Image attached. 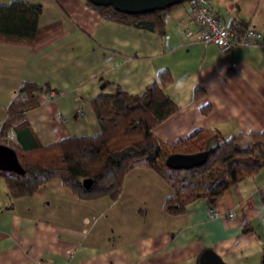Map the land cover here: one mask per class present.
<instances>
[{"label":"crops","instance_id":"0c3cea01","mask_svg":"<svg viewBox=\"0 0 264 264\" xmlns=\"http://www.w3.org/2000/svg\"><path fill=\"white\" fill-rule=\"evenodd\" d=\"M13 1L40 3L43 12L31 45L0 46V134L23 82L51 87L25 113L35 140L47 146L99 135L92 100L117 89L142 95L165 69L174 77L167 93L180 110L155 129L161 143L208 130L225 138L264 132V0H211L233 29L262 32L258 45L227 52L183 42L177 26L191 25L189 2L168 13L160 36L107 20L86 0L0 4ZM196 88L205 91L200 100L193 99ZM263 193L264 170L213 206L198 199L170 216L163 206L172 189L150 168L129 172L117 200H82L58 179L13 199L0 178V264H201L206 251L224 264H263Z\"/></svg>","mask_w":264,"mask_h":264},{"label":"trees","instance_id":"16d2710c","mask_svg":"<svg viewBox=\"0 0 264 264\" xmlns=\"http://www.w3.org/2000/svg\"><path fill=\"white\" fill-rule=\"evenodd\" d=\"M191 1L188 0L190 5ZM86 2L107 20L160 36L165 35L167 15L175 8L127 15L112 7H97L89 0ZM42 12L40 3L0 4V46L31 45L37 37ZM239 29L243 30L240 33L245 31ZM173 84L172 73L165 69L142 95L132 96L121 89L113 95H99L92 100L101 127L99 135L68 138L43 146L35 140L25 113L35 108L39 96L50 93L51 87L23 82L6 109L7 118L0 134V144L12 148L23 167V174L19 175L0 171L10 196L13 199L32 196L42 185L58 179L82 200H117L127 174L142 167L155 170L166 180L172 194L165 200L164 212L179 216L198 199H206L213 206L232 185L264 170V132H239L225 138L216 130H208L176 144L161 143L154 134L155 129L180 110L167 93ZM204 96L205 91L195 89L193 99L200 100ZM11 130L16 140L7 138ZM200 152L209 153L201 167L171 170L166 165L173 154ZM86 179L93 181L90 188L83 185ZM262 196L264 199V193Z\"/></svg>","mask_w":264,"mask_h":264},{"label":"water","instance_id":"95a60500","mask_svg":"<svg viewBox=\"0 0 264 264\" xmlns=\"http://www.w3.org/2000/svg\"><path fill=\"white\" fill-rule=\"evenodd\" d=\"M94 6L114 8L117 12L127 15H143L155 11H166L167 9L185 4L188 0H89ZM208 152L197 154H173L168 157L166 165L171 170H191L203 166L208 159ZM0 171L14 174H23L16 152L5 145L0 144ZM85 188L93 185L91 179L83 181ZM201 264H224L213 251H206L200 260ZM264 264V262H263Z\"/></svg>","mask_w":264,"mask_h":264},{"label":"built area","instance_id":"2783aa9c","mask_svg":"<svg viewBox=\"0 0 264 264\" xmlns=\"http://www.w3.org/2000/svg\"><path fill=\"white\" fill-rule=\"evenodd\" d=\"M191 25L178 24V33L184 43L216 45L223 52L237 47H252L258 45L262 39V32L249 28L243 33L232 29L227 22L213 13L209 0L191 1ZM14 139V133H9ZM214 217V213L210 212ZM233 216V214H230ZM72 255L71 253L69 254ZM41 264V263H37Z\"/></svg>","mask_w":264,"mask_h":264},{"label":"rangeland","instance_id":"374dc122","mask_svg":"<svg viewBox=\"0 0 264 264\" xmlns=\"http://www.w3.org/2000/svg\"><path fill=\"white\" fill-rule=\"evenodd\" d=\"M168 145V144H167Z\"/></svg>","mask_w":264,"mask_h":264}]
</instances>
